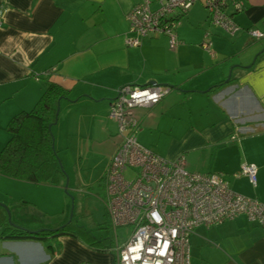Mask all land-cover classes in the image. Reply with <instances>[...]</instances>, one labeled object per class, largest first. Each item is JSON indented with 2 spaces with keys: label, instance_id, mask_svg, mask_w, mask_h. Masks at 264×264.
Listing matches in <instances>:
<instances>
[{
  "label": "crops",
  "instance_id": "1",
  "mask_svg": "<svg viewBox=\"0 0 264 264\" xmlns=\"http://www.w3.org/2000/svg\"><path fill=\"white\" fill-rule=\"evenodd\" d=\"M140 1L0 0V150L9 139L8 121L31 110L46 86L56 83L65 98L58 102L51 127L53 147L58 156L62 135L67 142L96 136L104 152L88 159L100 175L87 188L97 184L102 198V175L120 142L117 125L108 117L116 90L122 85L170 87L158 104L136 110L139 144L167 161L183 157L189 172L220 174L233 191L264 204V38L255 41L246 33L264 32V0H237L239 12L227 8L240 28L232 36L209 24L198 1L180 18L175 48L157 34L139 47H127L125 39L133 34L126 15ZM196 4L205 10V24L194 18ZM245 163L257 167L255 186L234 177ZM63 181L59 186L31 184L0 175V231L10 223L29 231L69 223L48 227L49 208L40 205V187L58 195ZM84 229L94 239H106L110 249H92L91 241L72 235L0 238V264H113L118 240L110 243L104 237L103 224L95 232ZM189 250L190 259L194 253L217 256L215 264H264V231L244 216L198 226L189 237Z\"/></svg>",
  "mask_w": 264,
  "mask_h": 264
},
{
  "label": "built area",
  "instance_id": "2",
  "mask_svg": "<svg viewBox=\"0 0 264 264\" xmlns=\"http://www.w3.org/2000/svg\"><path fill=\"white\" fill-rule=\"evenodd\" d=\"M198 1L203 2L209 24L231 36L239 32L227 13L229 6L234 12L242 9L237 0H141L126 15L133 35L125 45L139 47L157 34L175 48L180 18ZM246 33L255 41L264 38L259 30ZM204 48L209 51V44ZM170 92V87L159 85H122L109 105L108 117L117 125L120 142L102 175L104 209L114 231L132 228L115 247L113 264H190L189 237L196 227L217 226L239 216L264 231V204L259 200L233 191L220 174L189 172L183 157L167 161L139 144L136 110L158 104ZM256 175L257 167L245 163L234 177H245L255 186Z\"/></svg>",
  "mask_w": 264,
  "mask_h": 264
},
{
  "label": "trees",
  "instance_id": "3",
  "mask_svg": "<svg viewBox=\"0 0 264 264\" xmlns=\"http://www.w3.org/2000/svg\"><path fill=\"white\" fill-rule=\"evenodd\" d=\"M62 98L65 90L51 82L31 110L20 112L8 121L9 139L0 150V175L31 184L61 185L65 173L53 147L51 127L57 121V106ZM5 226L0 231L1 239L45 240L72 235L91 241L88 246L92 249H110L106 239H94L90 232L71 221L55 229L34 231L12 223Z\"/></svg>",
  "mask_w": 264,
  "mask_h": 264
},
{
  "label": "rangeland",
  "instance_id": "4",
  "mask_svg": "<svg viewBox=\"0 0 264 264\" xmlns=\"http://www.w3.org/2000/svg\"><path fill=\"white\" fill-rule=\"evenodd\" d=\"M204 9L200 7L199 4H196L191 9L194 18L197 20L200 19L199 22L203 24L206 23L204 20ZM183 21L184 20H182V22ZM90 135L91 134L88 135L89 137H71L68 142L66 141L68 137H63L62 135V143L64 146L62 152H58V156L62 170L65 173V180L62 185L63 189L58 191V195L55 194V191L51 188L40 187V205L43 209L49 208L44 223H46L48 227H55L57 224L64 221H72L73 224L83 226L88 230L91 229L93 232L103 224L107 229L102 232L104 237L107 236L114 242L115 235H117V240L121 244L127 239L132 228L123 227L117 228L116 231H114L104 216L103 202L106 197L105 191L101 198L99 194L102 191L97 184L92 190L87 188L88 185L94 183L90 179L95 176V174H98V169L93 168V166L96 165L95 162L91 161L92 163L90 164L88 159H91L98 153L102 154L104 152L102 143L94 141L96 136L92 138ZM67 143L69 144V148ZM77 155L83 157V161L86 160V162L81 163V160H78V158L76 159ZM78 162H80V165ZM126 176H129V174L127 173ZM44 203H48L49 205H44ZM191 255V264H200L201 259L204 260L205 264H215L218 259L215 255L208 256V258H199L195 253Z\"/></svg>",
  "mask_w": 264,
  "mask_h": 264
}]
</instances>
